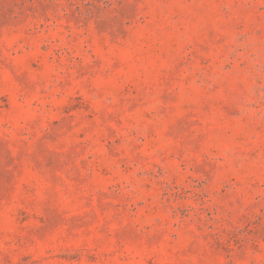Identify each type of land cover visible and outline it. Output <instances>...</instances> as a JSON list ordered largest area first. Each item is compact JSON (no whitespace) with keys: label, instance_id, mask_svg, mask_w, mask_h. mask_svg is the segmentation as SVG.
<instances>
[{"label":"rangeland","instance_id":"374dc122","mask_svg":"<svg viewBox=\"0 0 264 264\" xmlns=\"http://www.w3.org/2000/svg\"><path fill=\"white\" fill-rule=\"evenodd\" d=\"M0 264H264V0H0Z\"/></svg>","mask_w":264,"mask_h":264}]
</instances>
